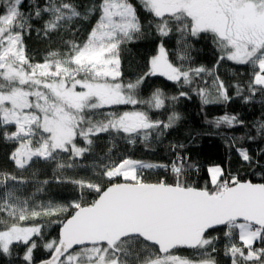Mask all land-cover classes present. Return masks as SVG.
I'll use <instances>...</instances> for the list:
<instances>
[{
	"label": "snow or ice",
	"instance_id": "obj_1",
	"mask_svg": "<svg viewBox=\"0 0 264 264\" xmlns=\"http://www.w3.org/2000/svg\"><path fill=\"white\" fill-rule=\"evenodd\" d=\"M92 17L86 38L76 39V24ZM40 21L37 37L58 35L63 50H49L37 61L25 36ZM153 32L158 43L147 70L125 81L124 47ZM66 33L70 38L64 39ZM173 35L175 60L166 44ZM203 39L219 53L217 66L225 60L250 66L247 84L234 85L237 96L248 103L258 92L264 95V0H138V5L94 0L83 6L76 0H0V142L12 145L7 159L14 166L0 169V256L37 264L34 253L42 247L48 255L39 264H221L217 241L222 236L230 264H264V183L241 180L217 165L207 168L205 185L196 186L187 177L199 166L177 150L183 144L172 145L169 164L114 159L108 148L91 176L62 175L83 167L79 161L95 153L104 134L113 147L117 139L149 144L176 127L182 119L178 112L165 121L153 119L149 110L189 93L169 97L156 89L141 99L149 77L189 87L203 105L231 100L219 75L193 66L195 44ZM202 76H214L211 89L207 80L192 87ZM207 123L232 128L244 121L225 114ZM257 133L264 135V123ZM231 147L251 166L246 148ZM38 162L54 164L57 183L73 185L77 198L37 202L42 186L24 195L29 180L23 173ZM155 168L170 171L174 180L145 181L144 170ZM52 225L58 234L48 239L45 230Z\"/></svg>",
	"mask_w": 264,
	"mask_h": 264
},
{
	"label": "trees",
	"instance_id": "obj_2",
	"mask_svg": "<svg viewBox=\"0 0 264 264\" xmlns=\"http://www.w3.org/2000/svg\"><path fill=\"white\" fill-rule=\"evenodd\" d=\"M80 5H90L94 0H76ZM137 3L138 0H133ZM140 16L142 23L147 25L148 17L141 10ZM95 22V17L88 21H80L76 27L80 29L76 35V39L83 40L86 38L87 32L90 30L92 23ZM42 26V21L34 22L33 31L25 36V44L28 52L35 60L40 61L44 58L49 50L62 49L60 36L53 34L51 39L43 37L38 38L35 28ZM64 39H68L71 33L63 34ZM175 40L173 35L166 41L167 47L173 52L172 59L175 60ZM158 38L154 32L149 33L146 38L130 43L124 47L122 52V73L124 80L135 79L138 75L146 71L148 58L155 54ZM195 51L192 53L194 57L193 66L203 65L214 71L216 75L228 86L229 94L232 99L226 103H211L203 105L200 97L191 91L187 86L181 87L172 81H168L162 76L149 77L141 87V99H147L156 89H161L166 96H177L181 91H187L188 97H179L174 102H169L166 107L160 110H149L153 119L167 120L168 115L172 111L178 112L182 119L173 129L165 133L160 139H153L149 144L137 142L136 144H128L122 139L115 141V146L110 143V138L104 134L98 141L94 154H87L85 158L79 161L83 167H78L72 170H67L62 175L71 177L91 176L93 172V164L96 159L112 148L114 159H119L124 156H129L135 160H141L155 164H169L174 159L172 145L183 144V149H177L183 152L184 155L190 156L192 162L199 167L188 174V180L196 186L203 187L208 180L207 168L210 166H221L233 175H238L241 180L251 181L253 183H264V135L257 133V128L260 123H264V95L259 92L248 103H245L240 96L236 95L234 85H246L251 79V68L247 65L234 64L231 61H222L218 66L216 64L219 53L210 39H203L195 44ZM213 77L202 76L197 79L192 87L204 86V81H208V87L211 89ZM214 91V90H213ZM245 91L243 95H247ZM144 108V105L140 106ZM132 106H119L117 110H129ZM229 114L236 115L240 120H243L242 125L228 128L221 126L214 127L207 121ZM254 139H248V137ZM82 144V141L80 142ZM246 148L253 157L251 166L242 161L235 147ZM12 145L0 142V169L13 171L14 166L7 159L8 153L11 151ZM64 154H61L63 157ZM36 172L35 177L32 173ZM18 175L20 173H17ZM59 174L55 171L54 164H44L38 162L32 166L23 175L29 180V184L25 186L24 195H31L36 192V188L43 187V191L36 193L35 199L37 202H47L49 200L58 203H68L78 196L73 185L69 183H57L55 176ZM165 178L169 182L174 180L170 171L164 168L146 169L143 173V179L147 182H156ZM48 180L47 185H39L37 181ZM91 197H89L90 199ZM43 222V221H42ZM58 226L52 225L45 230L46 237L51 239L58 234ZM217 235V233H213ZM219 255L217 258L221 264H230L227 257L223 256L224 240L217 241ZM182 255H191V250H180ZM47 253L42 247L38 248L35 253V259L39 262L47 258ZM0 264H19L15 257L0 256Z\"/></svg>",
	"mask_w": 264,
	"mask_h": 264
},
{
	"label": "water",
	"instance_id": "obj_3",
	"mask_svg": "<svg viewBox=\"0 0 264 264\" xmlns=\"http://www.w3.org/2000/svg\"><path fill=\"white\" fill-rule=\"evenodd\" d=\"M248 181V180H247ZM37 264H39V262H37Z\"/></svg>",
	"mask_w": 264,
	"mask_h": 264
},
{
	"label": "rangeland",
	"instance_id": "obj_4",
	"mask_svg": "<svg viewBox=\"0 0 264 264\" xmlns=\"http://www.w3.org/2000/svg\"><path fill=\"white\" fill-rule=\"evenodd\" d=\"M165 78V77H164ZM144 172H145V170H144Z\"/></svg>",
	"mask_w": 264,
	"mask_h": 264
}]
</instances>
